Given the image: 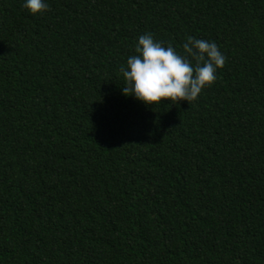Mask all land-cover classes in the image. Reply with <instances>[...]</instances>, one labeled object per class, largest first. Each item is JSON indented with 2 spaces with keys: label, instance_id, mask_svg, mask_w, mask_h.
I'll use <instances>...</instances> for the list:
<instances>
[{
  "label": "trees",
  "instance_id": "1",
  "mask_svg": "<svg viewBox=\"0 0 264 264\" xmlns=\"http://www.w3.org/2000/svg\"><path fill=\"white\" fill-rule=\"evenodd\" d=\"M0 0V264H264V0ZM225 56L195 101L122 95L139 36Z\"/></svg>",
  "mask_w": 264,
  "mask_h": 264
},
{
  "label": "clouds",
  "instance_id": "2",
  "mask_svg": "<svg viewBox=\"0 0 264 264\" xmlns=\"http://www.w3.org/2000/svg\"><path fill=\"white\" fill-rule=\"evenodd\" d=\"M23 8L37 15L49 7L47 0H23ZM135 55L121 68L124 86L122 95L131 97L146 108L167 101H195L205 87L216 80V73L225 64V56L214 41L186 37L182 50L155 41L150 33L139 36Z\"/></svg>",
  "mask_w": 264,
  "mask_h": 264
}]
</instances>
